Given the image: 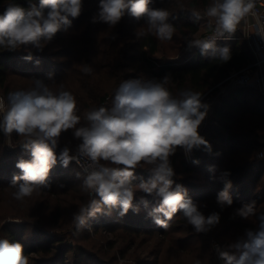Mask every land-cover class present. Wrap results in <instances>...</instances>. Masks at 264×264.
I'll use <instances>...</instances> for the list:
<instances>
[{
	"label": "trees",
	"instance_id": "trees-1",
	"mask_svg": "<svg viewBox=\"0 0 264 264\" xmlns=\"http://www.w3.org/2000/svg\"><path fill=\"white\" fill-rule=\"evenodd\" d=\"M31 2L39 4V0ZM211 2L212 0H151L149 7L167 9L170 13L169 23L175 26L172 39L185 42L186 38L192 39L200 30L201 19L196 21L193 13L202 17ZM9 3L27 8L29 0H0V15ZM82 3L83 7L91 5L90 11L93 13L81 12L78 18L70 19L72 23H80V27L87 23L83 26L84 33L80 39L85 49V61L82 65H91L93 72H75L76 68L73 64L70 65L69 58L55 62L57 57L70 55L73 58L64 44L67 36L63 29L42 51L31 46L16 51L0 49V92L6 103L9 92L30 90L35 86V80H42L54 91L61 87L70 91L76 98L78 110L80 103L87 109L100 106L110 108L115 90L122 82L161 80L169 74L172 80L167 87L174 96L178 97L179 92L185 89L203 95L231 70L243 68L252 61L249 46L238 33L217 46L230 48L231 59L227 62L202 56L199 48L190 53V58H170L167 53L158 57L161 40L152 33L137 35L148 31L146 17L137 20L125 15L113 30L109 29L102 36L100 28H97V33L94 32L90 18L92 14H97L100 0H82ZM102 43L105 45L101 46ZM54 44L60 46L53 50ZM29 52L32 59H24ZM97 54L105 55L108 62L103 64L100 61L101 55L97 57ZM71 60L73 63L74 59ZM198 131L211 145V153L204 150L203 146L194 148L189 161L183 149L178 148L170 157L175 172L173 187L180 184L187 189L188 197L201 205V211L205 215L219 212L221 219L217 226L207 233H197L177 213L169 221L170 227L165 231L148 216V211L157 205L159 198L137 192L134 205L139 206L138 213L130 209L126 215L120 216L119 209H114L111 216L90 218V229L99 233L102 230L115 232L122 228L135 236L133 239L136 236L152 238L161 234L163 246L160 254L164 256L171 254V251L175 253L174 264H196L197 260L201 264H208L205 257L212 254L210 246L213 240L221 241V245L226 246L231 242L228 233L232 232L235 236L236 231L241 232L243 237L246 229H255L258 217L264 215V158L253 157L254 153L256 155L264 148V144L260 142L261 137H264V95L254 89L237 87L217 97ZM64 137L65 133H62L60 138ZM12 138L17 142L21 137L13 133ZM6 142L7 138L0 132V238L21 243L29 264H117L119 256L125 258L128 255L131 248L127 245L118 246L116 241L107 240L105 248V245H98L97 241L90 239L86 229L80 233L75 232L72 214L86 204L90 197L82 188V176L79 179L76 175L82 169L72 162L64 167L57 160L49 174L50 188L42 189L23 202L14 199L12 193L15 189L9 185L13 176L20 174L16 164L20 159H31V155L20 145L6 150ZM68 143L63 141L59 145L56 150L58 156L60 149ZM241 149L249 154V158H245L243 162L240 161V156L236 157L234 154ZM193 160H199V164L192 163ZM150 167L151 165L143 163L139 165L133 184H138L140 178L147 180L150 175L147 169ZM223 172L230 173L227 179L232 182L229 192L233 204L221 209L216 203V197L224 187L220 178ZM141 197L148 200L147 208L140 204ZM252 202H255L256 216L249 219L234 217L236 209ZM45 213H48V219ZM70 242L73 244L70 245ZM166 244L169 246L167 251L164 249ZM137 245L136 248L140 249L141 242ZM146 249L143 248L141 252H147ZM138 253L134 251L128 255L126 262L122 264H161V255L156 256L153 263Z\"/></svg>",
	"mask_w": 264,
	"mask_h": 264
},
{
	"label": "clouds",
	"instance_id": "clouds-1",
	"mask_svg": "<svg viewBox=\"0 0 264 264\" xmlns=\"http://www.w3.org/2000/svg\"><path fill=\"white\" fill-rule=\"evenodd\" d=\"M150 3L151 0H100L92 22L114 28L125 15L137 20L146 17L148 31L137 35L152 33L160 40H171L175 26L169 23L170 13L165 8H150ZM254 8L255 0H212L206 16L215 21L214 35L207 39L186 38L189 49L198 47L202 56L229 61L230 48H218L216 41L234 34L249 15L256 16ZM82 9V0H39L38 5L29 0L27 8L9 3L0 15V49L16 51L31 46L42 51L59 31L71 27L72 19L78 18ZM193 16L196 21L201 19L198 13ZM257 24V35L264 39L259 18ZM24 59H32L30 52ZM83 71L91 74L93 68L83 64ZM171 80L169 74L161 80L124 81L115 90L111 107L90 109L83 124L75 96L62 87L54 91L42 80H35L30 90L9 92L7 103L0 97V132L6 138L13 133L22 137L20 146L31 155V159H20L16 164L20 174L14 175L9 185L15 189L13 198L23 202L50 188L49 174L57 160L64 167L74 161L82 169L76 175L79 179L82 176V188L90 197L72 214L76 233L90 229V218L111 216L114 209H119L120 216L130 209L138 213L139 206L134 205L137 192L159 198L148 216L165 231L177 213L197 233H207L217 226L219 212L205 215L201 205L188 197L187 189L180 184L173 187L175 172L170 157L177 149L188 155L203 146L211 153V145L198 131L209 105L202 102L201 93L189 89L174 96L167 87ZM69 130L79 142L74 148L70 142L65 144L58 156L60 137ZM142 163L151 165L147 169L150 175L133 184L135 171ZM192 163L199 164V160ZM229 175L223 172L220 177L224 187L218 192L216 203L221 209L233 204ZM140 204L147 208L149 202L141 197ZM235 216H256L255 202L236 209ZM215 251L223 264H264V215L258 217L255 229H246L243 237L226 246L216 245ZM0 264H29L23 245L0 238ZM196 264L201 262L197 260Z\"/></svg>",
	"mask_w": 264,
	"mask_h": 264
},
{
	"label": "rangeland",
	"instance_id": "rangeland-1",
	"mask_svg": "<svg viewBox=\"0 0 264 264\" xmlns=\"http://www.w3.org/2000/svg\"><path fill=\"white\" fill-rule=\"evenodd\" d=\"M90 10H91V5H89V6L87 5V6H84L83 7L82 12H88ZM90 12L93 13L92 11H90ZM95 15L96 14H92L90 16L91 20H92V17L95 16ZM206 21H208V22H206ZM91 23H92L91 26L94 28V32L95 33H97V28H100V31H101L100 35L102 34V36L106 32H109V29H112L113 30L116 27L115 26L114 28H109V26L107 24L102 23V22H97V23L91 22ZM83 24L84 25H82L80 27V23L73 22L72 25H71V27H69L67 29V31L63 30L64 35L67 36L65 38V40H64V44H66V47H67L66 49H69V51L72 53L73 58H71V56L69 55V57H57L56 58V61H55V62H57V61H60V60H63V59L64 60H67L69 58L70 65L73 64V66L76 68V71L75 72H77V70L78 71H81V72L83 71L82 62L85 61L84 60V54H83L84 51H85V49H84V46L81 43L80 39H81L82 33H84L83 26H85L87 23H83ZM211 24H212V21L211 20H205L203 18V16H202L201 17V21H200V30H199L198 33H196L193 36L192 39H203L204 36H205V34H206V32L209 30ZM80 28H81V30H80ZM71 31H72V33H69ZM100 45L101 46H104L105 44L102 43ZM58 46H60V45L54 44L53 45V47H54L53 50H56V48ZM196 49H198V47H192L191 49H189L188 44H187V41H185V42H182V41L179 42V40L178 41H175L173 39H171V40H161V47L159 49V52H158V55L157 56L158 57H161V56H163L164 54L167 53V54H169L170 58L185 59V58H190V56H189L190 53H193L194 52L193 50H196ZM100 55H101L100 61L103 64H105L106 61H107L106 60V56L105 55H102V54H97V57L100 56ZM71 59H74L73 60V63H72V60ZM73 70H75V69L73 68ZM103 75H105V72L103 73ZM0 97H3L4 98V96H3V94L1 92H0ZM80 106L81 107L78 110V113L80 112L79 115L81 116V122H84L85 123V120H84L83 115H85V113L87 111H89L90 109H87L86 107H84V104H82V103H80ZM78 127H79V125H78ZM22 139L23 138L21 137L19 140H17V142L16 141L14 142L12 136L9 137V138H7L6 150H11V149L16 148V146H19ZM62 140L65 141V142H70L71 147H73V148L79 142V141H77L76 139L73 138L72 130H69L68 132H65L64 139L63 138H60V144L63 143ZM260 142H262L264 144V137H261V141ZM244 150L245 149H241V150H238L236 153H234L236 155V157L240 156V161L241 162H243L245 158L246 159L249 158V154L247 152H244ZM261 151L264 152V148H262V150L258 151L256 155L254 153L253 154V157H256V158H259V159L264 158V155L262 157L259 156V153ZM186 158L189 160L191 158V153L188 154V155H186ZM72 163H74L75 165H77L74 161ZM255 170L256 169L254 167V169H253V175H255ZM254 191H255V189H254ZM45 214H46V218L48 219L49 218L48 217V213H45ZM71 228H73V226ZM58 229H59V231H62L60 228H58ZM87 230L88 229H86V232H88L90 234V239L97 241L98 245H105L107 240L112 241V242L116 241L117 244H118V246L119 245H123V246L124 245H127V246H129V248H131V250L127 253L129 256L131 254H133L134 251H138L139 252L138 253L139 256H141L144 259H149L150 262H153L154 259L157 258L156 256L161 255L160 256V258H161L160 259V263L161 264H174V262H173L174 259L173 258L175 257L174 256L175 253H173L171 251V254H167V255L164 254V256H163V254H160L161 247L163 246V242H162L163 236L161 234H157V235L153 236L152 238H151V236H142V237L136 236L137 238L136 239H133V238H135V236L130 235L128 231H126V230H124L122 228H120L118 230L116 229L115 232L108 231V230H102L99 233H95L93 231V229H90L89 231H87ZM228 235H229V238H230L231 242H234V241H236V240H238L239 238L242 237L241 232H237V231H236V235L235 236L232 234V232L231 233H228ZM138 242H141L140 249H137L136 248L138 246L137 245ZM220 242L221 241H217V240L214 241L213 240L212 245L210 246V250H211V253L212 254L210 256L207 255V258L205 257V259H207L209 261L208 264H223V261L218 257V255H217V253L215 251V246L216 245L222 246ZM72 244L73 243L70 242V245H72ZM167 244L164 246V249H166V251L169 248V246H171L169 244H168L169 245L168 246ZM107 245H105L104 247L106 248ZM147 246H149V247H147ZM143 248H147L146 250H148V251L142 253L141 251L143 250ZM202 252H205V251H202ZM119 255H120V253H119ZM128 255H126L125 258L119 256V258H118L119 260L117 259L116 263L117 264L118 263L119 264L125 263L126 262V258L129 257ZM169 257H171V259H169Z\"/></svg>",
	"mask_w": 264,
	"mask_h": 264
},
{
	"label": "built area",
	"instance_id": "built-area-1",
	"mask_svg": "<svg viewBox=\"0 0 264 264\" xmlns=\"http://www.w3.org/2000/svg\"><path fill=\"white\" fill-rule=\"evenodd\" d=\"M254 12L256 16L249 15L242 20L234 34L230 36L226 34L216 41V45L219 46L228 38L237 33L240 34L249 46L252 61L243 68L231 70L223 80L215 84L201 96L202 102L209 105L206 116L210 114L217 97L229 93L234 88H250L264 95V39L257 35V18H259V26L264 27V0H255ZM203 18L212 21L209 30L203 38L207 39L214 35L215 21L213 18L207 17L206 12L203 14ZM263 155L264 152L261 151L259 156L262 157Z\"/></svg>",
	"mask_w": 264,
	"mask_h": 264
},
{
	"label": "crops",
	"instance_id": "crops-1",
	"mask_svg": "<svg viewBox=\"0 0 264 264\" xmlns=\"http://www.w3.org/2000/svg\"><path fill=\"white\" fill-rule=\"evenodd\" d=\"M205 12H206V11H205ZM205 12H204V13H205ZM206 22H208V21H206Z\"/></svg>",
	"mask_w": 264,
	"mask_h": 264
}]
</instances>
